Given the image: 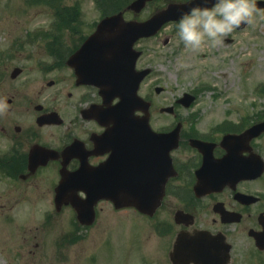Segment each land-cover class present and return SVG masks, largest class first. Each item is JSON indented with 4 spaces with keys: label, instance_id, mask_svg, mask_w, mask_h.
Listing matches in <instances>:
<instances>
[{
    "label": "flooded vegetation",
    "instance_id": "af4514ba",
    "mask_svg": "<svg viewBox=\"0 0 264 264\" xmlns=\"http://www.w3.org/2000/svg\"><path fill=\"white\" fill-rule=\"evenodd\" d=\"M77 39L81 40L78 48L85 38ZM38 46L42 51L40 57L45 60L37 75H24L22 70L14 78L9 74V81L6 74L0 75V99H5L8 105L6 114L0 115V196L22 194L20 201H23L27 200V194L41 191L50 194L55 211H73L71 204L56 206L54 201L62 172L73 174L81 170L77 181L71 180L72 183L102 187L125 185L139 175L150 179L156 174L167 176L164 196L155 214L149 217L136 211L157 221V225L172 227L161 232L168 235L167 247L171 246L161 264H185L181 258L174 261L170 258L182 234L195 238L198 245L202 243L200 238H204L211 253L204 264H231L239 242L244 249L241 252L246 253L252 247L256 260L260 258L255 264H264V249L258 248L255 241V236L261 234L264 242V133L223 142L227 135H243L258 122V116L247 118L246 122L240 118L236 122L222 120L202 126L196 122L195 113L187 120L181 117L179 111L190 107H178L174 100L172 108L150 107L148 125L152 132L144 129L122 134L116 130L119 124L102 126L90 116L91 109L99 111L117 100L106 105L97 88L76 83L73 70L66 66L72 52L59 54L60 66L55 65L57 58L47 52L68 45ZM142 57L143 53L137 60L138 70L148 68L140 63ZM148 76L139 94L150 101L149 87L145 84ZM151 91L160 94L163 90L153 86L149 94ZM155 117L161 123H156ZM106 132L108 139L104 141L101 137ZM192 141H200L202 145L198 147ZM199 177L215 186L195 189ZM77 195L85 197L81 189ZM18 202L14 203V199L6 204L0 202V209L16 210ZM29 205L26 202L23 208H33ZM104 206L110 208V220L117 215L122 217L120 212L126 209L131 210L115 209L111 202L101 200L94 206L93 224L85 230L95 226ZM245 256L254 260L248 254Z\"/></svg>",
    "mask_w": 264,
    "mask_h": 264
},
{
    "label": "rangeland",
    "instance_id": "374dc122",
    "mask_svg": "<svg viewBox=\"0 0 264 264\" xmlns=\"http://www.w3.org/2000/svg\"><path fill=\"white\" fill-rule=\"evenodd\" d=\"M50 1L0 0V75L6 74L7 81L15 67L22 68L24 75L38 74L45 60L40 57L38 44L47 42L42 32L51 35L53 28L61 27L65 32L72 27L87 36L102 17L122 10L131 0H56V7L62 10L60 19ZM168 1L172 0H154L138 15L125 12L123 18L145 20ZM66 8L76 10L69 11L76 24ZM36 32L33 43H23L27 34ZM60 34L61 39L64 34ZM68 38L66 44L73 47V40L68 42ZM165 39L168 42L163 44ZM16 42L22 45L11 49ZM136 47L143 53L142 66L152 70L145 82L151 96L149 109L170 106L183 93H189L196 99L188 110H180V115L187 120L195 113L196 122L202 126L264 116V19L257 18L253 25L235 30L215 48L195 52L186 49L174 22ZM10 50L11 55H6ZM153 86L163 91L149 94ZM154 121L161 123L157 117ZM22 196H0L3 204L19 201L16 210L0 209V264H161L167 250H171L167 247L168 235L161 232L172 227L157 225V221L135 210L126 209L120 212L122 217L110 220V208L104 206L95 226L80 230L71 210L52 209L50 194L35 191L25 196L28 201H20ZM25 201L33 208H23ZM241 244L233 252L231 264L260 262L252 247L241 252ZM246 254L254 260H248Z\"/></svg>",
    "mask_w": 264,
    "mask_h": 264
},
{
    "label": "water",
    "instance_id": "95a60500",
    "mask_svg": "<svg viewBox=\"0 0 264 264\" xmlns=\"http://www.w3.org/2000/svg\"><path fill=\"white\" fill-rule=\"evenodd\" d=\"M152 0H134L123 11L104 17L97 24L95 31L87 37L81 47L69 57L67 65L70 66L77 77V83L91 84L100 89V94L105 102L119 98V102L113 107L114 112L97 116L101 122L107 123H129L139 122L134 117V112L148 108V104L141 100L137 95L141 80L147 74V71L138 72L135 70L136 60L139 52L133 49L134 43L142 37H150L157 33L164 23L169 21H178L181 11H188L191 6V0L182 3H171L165 9L156 11L149 19L143 22L125 21L123 13L132 11L138 14ZM215 0H210L208 6H211ZM193 3H199V0H193ZM259 8H264V1H257ZM246 25L242 24L239 29ZM89 70L85 73V70ZM107 69V70H104ZM16 68L11 76L16 77L20 73ZM105 75L109 77L103 79ZM194 100L193 96L185 94L182 101L188 106ZM119 119V120H118ZM264 132V122H259L248 129L241 136L224 137L227 139L238 140L243 137H256ZM175 136V142H176ZM198 147L202 145L199 141ZM226 160V159H225ZM206 157H204V162ZM222 162V161H221ZM76 174V173H74ZM62 173L59 186L56 188L55 203L60 206L62 203H70L74 208L77 220L83 225H91L94 221L93 207L100 199H109L113 202L116 209L123 207H133L142 214L152 216L161 204L164 196V185L167 176L154 175L153 178H141L140 175L130 180L128 184L120 186H106L98 190L95 185L88 184L71 186L72 176ZM77 176V175H76ZM75 180V179H74ZM230 180V179H228ZM219 183H224L223 181ZM218 183V184H219ZM213 187L206 184L199 177L195 189ZM77 189H81L86 194L85 200H80L75 196ZM262 235H256V245L264 249ZM193 237L187 235L178 236L170 258L174 261L178 258L184 260L185 264H204L211 257L209 247L202 239L201 245L195 243ZM229 245L226 252L228 253Z\"/></svg>",
    "mask_w": 264,
    "mask_h": 264
},
{
    "label": "clouds",
    "instance_id": "9594fccd",
    "mask_svg": "<svg viewBox=\"0 0 264 264\" xmlns=\"http://www.w3.org/2000/svg\"><path fill=\"white\" fill-rule=\"evenodd\" d=\"M199 0L188 11H181L176 23L177 35L184 47L199 51L204 47L215 48L242 24L253 25L257 18L264 19V8L257 0ZM8 105L0 99V115H5Z\"/></svg>",
    "mask_w": 264,
    "mask_h": 264
},
{
    "label": "trees",
    "instance_id": "16d2710c",
    "mask_svg": "<svg viewBox=\"0 0 264 264\" xmlns=\"http://www.w3.org/2000/svg\"><path fill=\"white\" fill-rule=\"evenodd\" d=\"M55 1L56 0H53L52 2L50 1V4L53 6V7H55V8H57V10H56V18H58V19H60V13H61V9H58V7H56V6H58V3L57 4H55ZM69 11H76L75 9H73V8H66V10H65V12L67 13V15L72 19V21L76 24V19H73V17L74 16H72V15H70V12ZM68 17V18H69ZM71 24V23H70ZM67 27V26H66ZM69 28H71V29H73L72 27H69ZM54 39H56L57 40V37H55ZM55 41V40H54Z\"/></svg>",
    "mask_w": 264,
    "mask_h": 264
}]
</instances>
